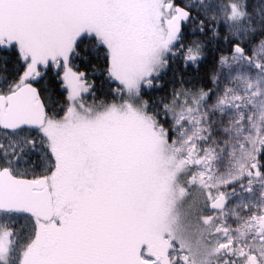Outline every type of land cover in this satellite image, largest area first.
Here are the masks:
<instances>
[{
	"label": "snow or ice",
	"instance_id": "snow-or-ice-1",
	"mask_svg": "<svg viewBox=\"0 0 264 264\" xmlns=\"http://www.w3.org/2000/svg\"><path fill=\"white\" fill-rule=\"evenodd\" d=\"M0 264H264V0H0Z\"/></svg>",
	"mask_w": 264,
	"mask_h": 264
}]
</instances>
